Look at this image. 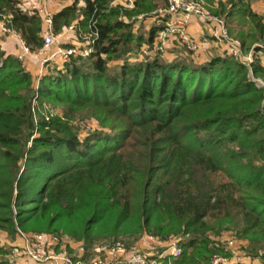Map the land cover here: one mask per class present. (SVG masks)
Masks as SVG:
<instances>
[{
    "label": "trees",
    "instance_id": "trees-1",
    "mask_svg": "<svg viewBox=\"0 0 264 264\" xmlns=\"http://www.w3.org/2000/svg\"><path fill=\"white\" fill-rule=\"evenodd\" d=\"M115 1L74 0L54 14L56 33L76 21L79 40L97 36L88 57L48 68L38 87L19 57L0 48V228L14 233L39 222L89 247L176 234L183 238L177 264H211L212 237L232 230L260 255L264 88L229 54L202 63L158 54L130 61L128 53L152 46L164 28L154 21L136 30L138 16L168 0H134L132 8ZM252 1L221 0L213 9L245 52L264 39ZM20 4L0 0V16L37 52L42 16ZM252 70L264 76L261 61ZM38 101L64 115L37 119ZM77 117L101 126L82 140L71 124ZM7 255L0 246V264H11Z\"/></svg>",
    "mask_w": 264,
    "mask_h": 264
},
{
    "label": "built area",
    "instance_id": "built-area-1",
    "mask_svg": "<svg viewBox=\"0 0 264 264\" xmlns=\"http://www.w3.org/2000/svg\"><path fill=\"white\" fill-rule=\"evenodd\" d=\"M220 1L213 0V5L218 7ZM130 3L133 4V0ZM37 11L43 19L44 43L36 53L44 57V68L56 63V59L64 62L72 56L88 57L93 52L97 32L86 35L82 41L78 38L75 44L64 45L59 41L60 33L55 31L54 13L48 5L43 2ZM154 15V21L163 24L164 28L158 32L152 46L146 44L142 46L138 59L156 54L165 56L167 40L170 37L176 39L191 58L199 57L201 43L194 39L188 30L190 17L197 16L205 25V33L214 42L222 45L223 53L232 55L248 65L250 77L254 79L258 87L264 88V81L260 77L253 76L252 70L253 64L264 56V41L255 44L246 53L241 40L230 34L225 18L214 13L206 0H168V6L159 9ZM139 17L142 19L144 16ZM6 19V16H0L3 35L18 34L14 28L8 26ZM76 24L75 21L66 29L74 31L78 36ZM51 47H54V51L49 53ZM31 53L33 51L22 39V52L18 56L19 59L25 62ZM19 235L22 243L17 244L10 255L11 264H177L176 261L183 254L181 246L183 238L178 235L166 237L161 250H155L154 244L158 237L152 235H145L141 242L115 240L94 244L91 247L85 241L66 239L51 232L24 233L19 229ZM235 238L227 237V235L212 237L214 253L211 264H264L262 252L258 256L240 254L237 251ZM229 250H231L230 253Z\"/></svg>",
    "mask_w": 264,
    "mask_h": 264
},
{
    "label": "crops",
    "instance_id": "crops-1",
    "mask_svg": "<svg viewBox=\"0 0 264 264\" xmlns=\"http://www.w3.org/2000/svg\"><path fill=\"white\" fill-rule=\"evenodd\" d=\"M20 6L24 11L32 12L34 10L40 9L43 2H45L49 9L54 13H58L63 8L71 5L74 0H19ZM210 6V8L213 10L217 8L213 5V0H206ZM252 9L262 16L263 22H264V0H254L251 2ZM142 16V15H140ZM145 17V15H143ZM143 17V18H144ZM138 19L140 20V17L138 16ZM154 22V17L147 18L143 20V23L145 24L146 30H149ZM67 27H65L60 32L59 41L64 45H71L78 42V36L74 31L67 30ZM138 26L136 25V29ZM188 30L190 35L200 41L201 43V50L200 55L197 58H191L197 63H202L205 61L210 60L215 55H222L223 54V47L221 44H217L212 40L211 37H209L205 33V25L204 23L197 17V16H191L189 23H188ZM44 31V30H43ZM170 43H168V52L165 55V59L167 61H173L176 60L179 56L184 55L183 51L184 48H181L178 44L176 39H173V37H170ZM168 39V40H169ZM0 48L6 53V55H15L19 56L22 52V37L20 34H13L9 36H5L2 33V24L0 21ZM54 51V47H51L49 49V53ZM187 52H185V55ZM181 58V57H179ZM43 59L41 55L37 54L36 52L31 53L28 55L25 62H23L26 69L33 75V77H37L39 73H41L44 69L43 66ZM259 61L264 65V56H262ZM56 64L58 67L62 66V61L59 59H56ZM38 79V77H37ZM21 239L18 244H21Z\"/></svg>",
    "mask_w": 264,
    "mask_h": 264
},
{
    "label": "rangeland",
    "instance_id": "rangeland-1",
    "mask_svg": "<svg viewBox=\"0 0 264 264\" xmlns=\"http://www.w3.org/2000/svg\"><path fill=\"white\" fill-rule=\"evenodd\" d=\"M131 0H116L115 3L116 4H120L122 5L123 7L125 8H132L133 7V4L130 3ZM134 1V0H133ZM160 9H163V8H160ZM159 10V9H158ZM158 10H156L155 12H157ZM155 14V13H154ZM143 15V14H142ZM140 16V15H139ZM155 15H152V16H148V17H144L142 19H137V22L135 23V26L137 25L139 27L140 23L143 22V20L147 19V18H152L154 17ZM122 19L126 22H128V18L126 16H122ZM138 29V28H137ZM136 29V30H137ZM229 29V28H228ZM237 38V37H236ZM239 39V38H238ZM240 40V39H239ZM82 41V40H81ZM264 41V39L262 41H260L259 43H262ZM178 42V41H177ZM242 42V41H241ZM170 43V39L167 40V44ZM162 44V43H161ZM148 45V44H146ZM143 45H141L139 47V49H134L132 50L130 53H128V58L130 61H136L138 60V57H139V53H140V50L142 48ZM168 47V46H167ZM181 47V46H180ZM181 48H184L183 46ZM185 51H183V54L182 56H179L183 59H186V58H190L187 50L184 48ZM168 52V48H166V53ZM185 52H187L185 55ZM249 52V51H248ZM247 53V52H246ZM226 53H223L222 55H224ZM158 55H161V54H158ZM138 56V57H137ZM163 56V55H162ZM165 57V56H163ZM177 58V59H181V58ZM125 58V57H124ZM123 58V59H124ZM122 60H120L121 62ZM123 63V61L121 62ZM57 64L56 63H52L51 65L49 66H46L44 69H43V73H45L47 71L48 68H53L54 66H56ZM112 66H114V63L110 64ZM43 74L39 73L38 74V79L37 77H34V81L36 82V87H38V84H39V80H40V77L42 76ZM255 77H260L263 81H264V76L263 75H256L254 73ZM252 80H254L252 78ZM261 88V87H260ZM35 106H36V110H35V116L37 119L40 118V114L42 113L43 115H47L48 117L52 116V115H59V116H63L64 115V110L61 106L59 105H53V104H49V103H44L42 106L40 105V101L38 102H35ZM263 111H264V108H263ZM71 124H73L77 130H78V133H79V138H81L82 140L84 138H86L87 135L93 133L94 131H96L97 129L100 128V123L97 121V119L95 118H83V117H77V118H74L71 120ZM19 229H21L24 233H35V232H51V233H56V234H59L61 235L62 237L66 238V239H70V240H74V241H85L84 239H75L73 237H71L69 234L67 233H64L62 231H49V230H46L44 228L41 227V223L39 222H35L33 223L32 227L29 229V230H23L21 227H17V231L14 232V233H11V231H8L7 229H1L0 228V246H2L4 249L8 250V255H7V258L9 259L10 258V255L13 253L14 249L16 248L17 244L19 243L20 241V235H19ZM145 235H148V233H144L142 236H140V238L138 237L137 239H133V238H129V237H119V238H111V242H113L114 240H124V241H136V242H141L144 240V236ZM171 235H175L177 236L176 234H171ZM222 235H227V237H236V234L234 231L232 230H229V231H225ZM170 236V235H169ZM155 237H158L156 239V243L154 244V247H155V250H161L163 247H164V239L166 237H161V236H155ZM237 241H236V245L238 246L237 247V251L240 253V254H247L248 256L251 255V256H257V255H254L250 252L251 248H252V243L250 241V239L248 238H238L236 237L235 238ZM106 239H101V240H98L95 242V244H102V243H108V241H105ZM113 240V241H112ZM145 242V241H144ZM229 253L231 252V250L228 251ZM262 252V255H263V258H264V247L260 249L259 253Z\"/></svg>",
    "mask_w": 264,
    "mask_h": 264
}]
</instances>
